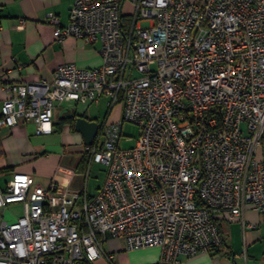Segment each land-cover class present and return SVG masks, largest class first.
I'll use <instances>...</instances> for the list:
<instances>
[{"label": "built area", "instance_id": "1", "mask_svg": "<svg viewBox=\"0 0 264 264\" xmlns=\"http://www.w3.org/2000/svg\"><path fill=\"white\" fill-rule=\"evenodd\" d=\"M126 1L74 0L65 26L47 15L57 40L98 42V65L63 61L49 81L3 86L0 128L23 118L50 133L56 103L105 100L107 111L83 145L79 187L15 172L0 190V264L112 262L107 237L174 264L223 245L218 220L243 222L246 205L264 215V0H129L125 13ZM125 122L138 127L127 147ZM91 163L105 176L89 195ZM12 203L22 210L8 221Z\"/></svg>", "mask_w": 264, "mask_h": 264}, {"label": "crops", "instance_id": "2", "mask_svg": "<svg viewBox=\"0 0 264 264\" xmlns=\"http://www.w3.org/2000/svg\"><path fill=\"white\" fill-rule=\"evenodd\" d=\"M74 0H0V103L7 96L4 85L14 82L49 81L57 64L73 61L80 67L96 66L100 63L99 43H89L79 38L66 36L61 41L54 34L55 25L47 17L53 13L58 25L65 26L69 20ZM129 13V0L124 5ZM128 17V15H125ZM103 110L99 117L100 107ZM105 100L96 105L84 106L74 102L56 103L50 133L36 134L32 120L18 118L12 126L0 128V190H4L13 173H29L43 186L54 178L61 187L68 183L79 187L80 173L85 168L82 149L85 144L80 132L74 129L77 116L99 123L105 116ZM109 120L116 116L107 115ZM257 155L264 163V144ZM75 168L78 175L68 180L66 170ZM104 179V178H103ZM103 182V181H102ZM101 185L86 191L92 195ZM21 205L12 203L2 211V216L12 221L21 213ZM241 220L220 219L219 229L223 245L213 250H199L189 256H180L174 264H264V215L251 205H246ZM104 250L113 254L112 262L104 257L94 264H148L159 257L157 246H144L126 250L121 239L107 237Z\"/></svg>", "mask_w": 264, "mask_h": 264}, {"label": "rangeland", "instance_id": "3", "mask_svg": "<svg viewBox=\"0 0 264 264\" xmlns=\"http://www.w3.org/2000/svg\"><path fill=\"white\" fill-rule=\"evenodd\" d=\"M99 107H100V112L97 120H100V118L102 117L101 115L103 113L101 106ZM119 110H120V104H116L111 110V116L118 115ZM121 134L122 136L120 143L124 147L130 146L134 143V140L138 136V127L134 124L125 122L122 125ZM104 176H105V166L99 163H91L88 168L86 183H88L90 187L96 186L102 183Z\"/></svg>", "mask_w": 264, "mask_h": 264}, {"label": "water", "instance_id": "4", "mask_svg": "<svg viewBox=\"0 0 264 264\" xmlns=\"http://www.w3.org/2000/svg\"><path fill=\"white\" fill-rule=\"evenodd\" d=\"M74 129L81 133L85 144H90L95 136L98 123L83 116H77L73 123Z\"/></svg>", "mask_w": 264, "mask_h": 264}, {"label": "trees", "instance_id": "5", "mask_svg": "<svg viewBox=\"0 0 264 264\" xmlns=\"http://www.w3.org/2000/svg\"><path fill=\"white\" fill-rule=\"evenodd\" d=\"M127 21H128V17L123 16V20H122L123 29L125 28V25L127 24ZM82 159H85L84 155H82Z\"/></svg>", "mask_w": 264, "mask_h": 264}]
</instances>
